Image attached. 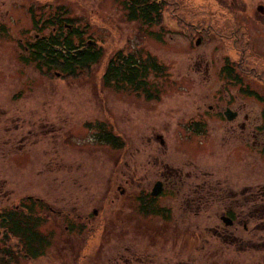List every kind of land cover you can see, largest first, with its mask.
<instances>
[{"label":"rangeland","instance_id":"374dc122","mask_svg":"<svg viewBox=\"0 0 264 264\" xmlns=\"http://www.w3.org/2000/svg\"><path fill=\"white\" fill-rule=\"evenodd\" d=\"M127 1L0 0V208L30 198L44 237L43 254L32 260L21 253L24 239L2 233L0 255L13 253L9 264H107L145 251L171 264H261L264 250L252 244L262 234L253 231L259 220L247 214L264 184V58L253 54L264 45L250 53L261 75L231 78L224 69L239 52L198 24L212 6L256 0H155L161 11L152 24L128 19ZM58 13L103 53L76 77L39 68L24 47L40 33L35 21ZM119 52L158 62L146 91L103 82ZM227 107L237 118L226 119ZM102 129L120 146L100 140ZM122 154L131 168L140 155L160 163L124 182ZM161 161L192 176L159 200L167 215L145 216L136 197L150 191ZM228 207L245 215L239 225H225Z\"/></svg>","mask_w":264,"mask_h":264},{"label":"flooded vegetation","instance_id":"af4514ba","mask_svg":"<svg viewBox=\"0 0 264 264\" xmlns=\"http://www.w3.org/2000/svg\"><path fill=\"white\" fill-rule=\"evenodd\" d=\"M233 3L234 1H230V5L212 6L208 9V13L204 15L205 19H201L198 24L203 30L209 29L214 31V37L213 35H211V33L208 32V34L211 36L210 38H214L218 43L221 44L228 41L233 45L235 51L239 52L235 53V65L233 67L229 66L224 69L229 77L232 78L239 76L237 73L251 76L261 75V72L258 70V68L254 67L250 63V61L253 58L251 55L254 51L253 47L260 44L261 46L264 45V0H256L255 2L251 3V5H233ZM58 14H54L53 18H48V20L50 21H35L36 28L40 31V33H37L33 41L27 42L24 47L25 50L29 53L31 57L30 59L35 61L36 63L38 62L33 57L35 56V52L37 51L36 45L42 37L48 36L51 33L60 36L61 32L67 33L74 28L71 23L62 21L61 15ZM62 26L64 28H62ZM46 30H48L50 33L44 34ZM262 53V55L256 52H254L253 54L256 55L255 57L264 58V52ZM248 62L252 67L248 65ZM41 67L46 68L45 64H42ZM210 108H212V105L210 106ZM227 111H229L231 118H228L226 113ZM224 114L226 116V119L228 120H234L238 116V113L236 111L229 110V107H227V110ZM191 125L196 127L195 129H193L195 132H203L201 123H195ZM155 138L159 139L160 143H164L163 135H156ZM143 157L144 156L140 155L139 158L134 160L133 168H131L129 161L126 160L124 154H122L121 158L118 159L119 168H121V175L123 176L122 179H124V182H129L132 180L135 183L140 181L141 175L139 173V170H141L142 172L143 169H152L153 166L149 164H152L153 162L160 163V161L157 160L158 155L152 156V158H155V161L153 159H150L149 155L146 161L142 162L141 158ZM161 163L162 164L160 165V168H156L157 170L155 171V177L153 179V183H151L152 186L150 187V191L141 192V194L137 195L136 197V200L138 201V211L145 216L161 217L162 215H167V212H169L170 210L168 208L159 206V200H161V198L166 194V192L168 191L167 189L170 185L173 188L176 187L180 190L182 188V185L188 184V179L192 176L189 171L185 173L183 170H175L173 167L171 168L168 162L161 161ZM162 165H164V167ZM173 170H175V172H173ZM113 173L114 175H117L118 170L116 169L115 171H113ZM127 174L130 175L126 177ZM206 174L207 173L205 172H203V174L201 173L204 178L206 177ZM217 181L218 186H221V183H223V181L219 180V178L217 179ZM157 183H160L159 188L161 189V191L157 195H153L152 191ZM197 185H199V183H197ZM260 188L261 200L259 202L256 201V203L252 204L251 210L249 214H247V216L249 219L253 218L255 220H259L254 224L253 231H261L263 235L255 234V236L257 237L252 241V244L255 246L256 244L261 243L263 246L259 248H262L264 250V184L260 186ZM229 193L230 195L236 194L231 188H229ZM236 196L237 195H235V197ZM27 201L29 202L24 203L23 206H20V204H18L15 205L14 208L12 206L8 207L7 209L0 208V234L5 233L14 235L18 233L15 231L16 227H14V220H18V228H21L20 230L23 232H20V234L16 235L18 238L24 239V246H26V251L21 253L27 256L29 259L34 260L37 257H33L30 253H42L41 248L44 247V245H42L41 241L44 242V240L41 239H43L44 237L41 235L38 229V224L35 219V216L37 215L34 214V208L30 203L31 199L27 198ZM35 201H37L36 204L38 205L39 200L35 199ZM48 209H50L51 211H55V209L50 206L48 207ZM93 213L97 214V210L95 209ZM244 216L245 215L238 213L236 208L228 207L221 218L223 219V217H227L230 220V223H225V225L227 227H232L235 224L239 225L241 221H243ZM66 227L68 228L69 226L67 225ZM243 227L248 232L249 227L247 226V224L244 223ZM69 233L72 232H70L69 230ZM36 237L40 238L38 243L30 240V238ZM219 237L226 239L227 241L229 240V237H232L231 241L237 240L236 235L225 237L224 234L222 235V233L220 234V232ZM258 237L259 239H257ZM241 240L243 241V239ZM241 240L238 239V241L240 242ZM138 253L136 251L131 253L126 252V254L119 253L120 256L116 257L114 261H111L107 264H171L168 261H162L160 259H156L150 255H147L145 251ZM10 255L13 257L12 261H14L15 256L13 255V253H10ZM261 264H264V261L261 262Z\"/></svg>","mask_w":264,"mask_h":264},{"label":"trees","instance_id":"16d2710c","mask_svg":"<svg viewBox=\"0 0 264 264\" xmlns=\"http://www.w3.org/2000/svg\"><path fill=\"white\" fill-rule=\"evenodd\" d=\"M126 6L128 19L130 20H141L144 23L152 24L160 17V6L155 0H129L126 2ZM65 20L71 22L70 18ZM71 24L74 28L67 33L61 32L60 36L51 33L42 37L37 43V51L33 58L37 60L39 68L42 64H45L47 69L56 68L67 76L76 77L82 71L88 70L100 62L103 57L102 50L96 45H91L85 41L84 31L77 28L73 22ZM62 28L64 27L62 26ZM158 70H160V66L153 57H136L135 54L125 55L119 52L109 61L103 74V82L107 85L114 83L117 87L130 88L137 92L146 91L149 87V73ZM99 132L100 140L107 141L117 147L120 146L119 138L111 132L103 129ZM14 221L15 231L18 232L16 234H20L23 231L18 228L19 222L18 220ZM16 234L14 235L17 237ZM30 240L38 243L40 238H30ZM258 244L260 245L256 244L255 246H263L261 243ZM6 253L9 252L5 250L3 255H0V261L3 264H9L11 261V255L7 254L8 257H5ZM30 254L37 257L43 253Z\"/></svg>","mask_w":264,"mask_h":264},{"label":"water","instance_id":"95a60500","mask_svg":"<svg viewBox=\"0 0 264 264\" xmlns=\"http://www.w3.org/2000/svg\"><path fill=\"white\" fill-rule=\"evenodd\" d=\"M198 42H199V40H198ZM226 113H227L228 118H231V115L229 114V111H227ZM159 184H160V183H157L156 186L154 187V189H153V191H152V194H153V195H157V194L161 191V189L159 188ZM223 220H224L227 224L230 223V220H229L227 217H223Z\"/></svg>","mask_w":264,"mask_h":264}]
</instances>
